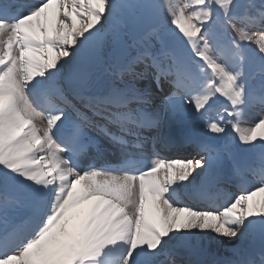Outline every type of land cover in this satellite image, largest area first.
<instances>
[{
	"label": "snow or ice",
	"instance_id": "obj_1",
	"mask_svg": "<svg viewBox=\"0 0 264 264\" xmlns=\"http://www.w3.org/2000/svg\"><path fill=\"white\" fill-rule=\"evenodd\" d=\"M0 264H264V0H0Z\"/></svg>",
	"mask_w": 264,
	"mask_h": 264
},
{
	"label": "bare ground",
	"instance_id": "obj_2",
	"mask_svg": "<svg viewBox=\"0 0 264 264\" xmlns=\"http://www.w3.org/2000/svg\"><path fill=\"white\" fill-rule=\"evenodd\" d=\"M100 76H101V78H103V77L105 78L106 77L109 80L112 79L111 75L106 73V72H104L103 70H101ZM116 82H118L117 78H116ZM153 87H154V92L160 93L161 95L164 96L168 92L169 85H168L166 80L162 79L160 86H158V87L157 86H153ZM160 100H161V98H160ZM159 101H158V104H159ZM96 135H98L100 137L101 143L104 145L105 151H106L108 156H116V155H118V149L112 145L110 140H108L106 137H104L100 133H96ZM193 147H194V145H193ZM192 149L185 150L184 152L182 151V153L186 154L190 150H192L193 151V155H195V148H192ZM181 150L182 149H172L171 151H169V153L170 152L179 153ZM164 157H167V155L164 156ZM238 178H239V176H233V177H229V180H231L233 182H236V180ZM243 187H247V185H244ZM231 192H235V190L231 189ZM258 239H259L258 237L250 236V237H247V238H244V239H239V240H235L234 239V240H231V241L228 238L216 239V240H205L203 242V247H204L205 253L208 256H211V257H226L228 254L231 253V251H232L234 246L235 247H239V248H241L242 250H244L246 252L254 253L253 252V248L255 246L256 241H259ZM258 253L259 252L255 253V254L258 255ZM181 255H184V253H181Z\"/></svg>",
	"mask_w": 264,
	"mask_h": 264
},
{
	"label": "rangeland",
	"instance_id": "obj_3",
	"mask_svg": "<svg viewBox=\"0 0 264 264\" xmlns=\"http://www.w3.org/2000/svg\"><path fill=\"white\" fill-rule=\"evenodd\" d=\"M117 80H119V78L117 77ZM259 240V239H258ZM258 242V243H257ZM257 243V244H256ZM256 243H255V246H254V248H253V252L254 253H257V252H259V249H260V240L259 241H256ZM259 248V249H258ZM256 249V250H255ZM258 250V251H257Z\"/></svg>",
	"mask_w": 264,
	"mask_h": 264
},
{
	"label": "water",
	"instance_id": "obj_4",
	"mask_svg": "<svg viewBox=\"0 0 264 264\" xmlns=\"http://www.w3.org/2000/svg\"><path fill=\"white\" fill-rule=\"evenodd\" d=\"M104 80H106V79H104Z\"/></svg>",
	"mask_w": 264,
	"mask_h": 264
}]
</instances>
